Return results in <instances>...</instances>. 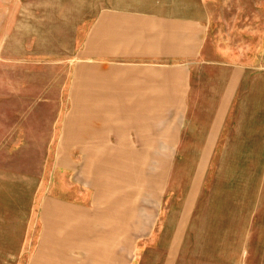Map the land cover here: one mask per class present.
<instances>
[{
  "label": "rangeland",
  "instance_id": "1",
  "mask_svg": "<svg viewBox=\"0 0 264 264\" xmlns=\"http://www.w3.org/2000/svg\"><path fill=\"white\" fill-rule=\"evenodd\" d=\"M145 41L189 97L124 135L103 79ZM221 82L219 135H178ZM0 264H264V0H0Z\"/></svg>",
  "mask_w": 264,
  "mask_h": 264
},
{
  "label": "crops",
  "instance_id": "2",
  "mask_svg": "<svg viewBox=\"0 0 264 264\" xmlns=\"http://www.w3.org/2000/svg\"><path fill=\"white\" fill-rule=\"evenodd\" d=\"M143 19L147 22L149 30H151L152 27L154 28L155 26H159L160 28H162L161 22L165 21L168 24H164L166 25L164 28L169 29L170 31H172L173 28L183 29L182 34L185 40H189L191 36L188 34L189 24H173V22L167 18H160L158 20H146L145 18ZM147 32L152 33V31ZM197 38L199 40L200 36L197 35L195 39L197 40ZM149 42L150 41L143 42L142 46L138 50H136V46L135 44H133L131 50L125 52L126 54H138L139 56H142V63H138L139 65L125 64L122 66L107 65L108 68L111 67V71L116 72V77L103 79L105 81H110L114 78L117 85L114 88H108V90H115L117 92V96L121 95L122 101L120 103H117V106H120V108L135 107L144 109L140 111L141 116L139 117V120H142H140L138 124L130 122L122 123V126H124V135H154L153 129L155 125H153L151 117H149L146 108H157L163 106L168 107L172 105L171 103L176 102L179 103L178 108H183V106H185V99L187 100V98L189 97L186 96L190 90L188 85L185 84V81L182 86L178 84V78L181 77L179 73H182L181 70H184L182 67H178L174 71L171 70V68L173 67H168L167 69L163 66H157L156 68L153 65V62H149V56L181 54L179 53L181 52V50L177 53H173V51L171 53V47L165 44H161L157 47H150L149 49ZM187 49L188 47H185L184 50L187 51ZM186 51L184 52V54H187ZM119 54L120 53L117 52L115 55ZM102 55H106L107 57V50L106 53L101 52V57ZM213 90H217L219 96L218 98L216 96H213L214 98L212 102L209 105L205 106L211 108L209 112V119L208 121H206L207 123H203L201 129H193V126H198L199 123L197 121H193L192 119H188L184 124H182V127L180 126L178 135H219L223 124V119L227 114V109L232 101L231 99L234 93L232 95L231 93L234 92V87L226 86L225 84H223V82H221L220 86H218V89ZM158 92H161L162 94L159 95ZM157 96L161 98L159 101L156 100ZM139 100L142 101V103H137V101ZM195 106H197V104H195L193 100H191L190 104L187 105V107L189 108ZM138 114L139 112L136 113V115ZM161 129L168 133V128H165L163 126L161 127ZM111 135L115 134L111 133ZM113 233H111V235Z\"/></svg>",
  "mask_w": 264,
  "mask_h": 264
}]
</instances>
